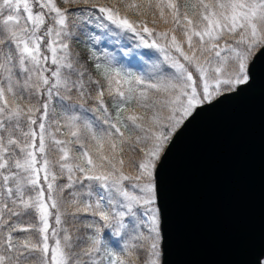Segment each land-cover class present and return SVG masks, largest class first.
<instances>
[{
	"label": "snow or ice",
	"instance_id": "6c2138e0",
	"mask_svg": "<svg viewBox=\"0 0 264 264\" xmlns=\"http://www.w3.org/2000/svg\"><path fill=\"white\" fill-rule=\"evenodd\" d=\"M258 64L264 0H0V264H166L171 148Z\"/></svg>",
	"mask_w": 264,
	"mask_h": 264
},
{
	"label": "water",
	"instance_id": "95a60500",
	"mask_svg": "<svg viewBox=\"0 0 264 264\" xmlns=\"http://www.w3.org/2000/svg\"><path fill=\"white\" fill-rule=\"evenodd\" d=\"M166 264H252L264 253V64L205 107L159 177Z\"/></svg>",
	"mask_w": 264,
	"mask_h": 264
},
{
	"label": "rangeland",
	"instance_id": "374dc122",
	"mask_svg": "<svg viewBox=\"0 0 264 264\" xmlns=\"http://www.w3.org/2000/svg\"><path fill=\"white\" fill-rule=\"evenodd\" d=\"M135 41H128L126 37H122L120 39V43L118 47L123 48L125 51L131 50L132 51V56L126 58L127 64L130 65V62H140L141 57L137 56V53H144V52H149L150 50H145V49H136L133 47V44ZM102 47V46H101ZM111 47V46H110ZM151 55L153 53H150ZM113 247L116 251H121V246L116 243V241H113Z\"/></svg>",
	"mask_w": 264,
	"mask_h": 264
},
{
	"label": "trees",
	"instance_id": "16d2710c",
	"mask_svg": "<svg viewBox=\"0 0 264 264\" xmlns=\"http://www.w3.org/2000/svg\"><path fill=\"white\" fill-rule=\"evenodd\" d=\"M146 52H147V51H146ZM152 56H153V59H156V58L159 57V54H158V53H153ZM145 59H146V57H145ZM132 65H133V62H130V65H129V66H132ZM132 70H133V71H140V70H142V69H140V68H136V67H133ZM122 254L126 256V253H122Z\"/></svg>",
	"mask_w": 264,
	"mask_h": 264
}]
</instances>
